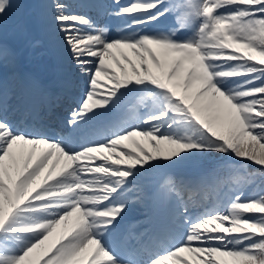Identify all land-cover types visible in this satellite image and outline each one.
<instances>
[{"label":"snow or ice","instance_id":"1","mask_svg":"<svg viewBox=\"0 0 264 264\" xmlns=\"http://www.w3.org/2000/svg\"><path fill=\"white\" fill-rule=\"evenodd\" d=\"M13 6L0 0V264H264V186L223 190L203 211L181 195L206 183L207 162L264 174V0L80 4L134 33L111 38L66 0L19 2L13 32L33 50L36 31L59 46L48 83L4 39ZM64 68L83 89L57 116L73 87ZM136 99L144 106L128 119ZM181 166L200 171L179 189L171 175L159 183Z\"/></svg>","mask_w":264,"mask_h":264},{"label":"rangeland","instance_id":"2","mask_svg":"<svg viewBox=\"0 0 264 264\" xmlns=\"http://www.w3.org/2000/svg\"><path fill=\"white\" fill-rule=\"evenodd\" d=\"M169 1L170 0H168V2ZM50 2H51V0L49 2H48V0H44L43 3H50ZM66 2L69 3L70 6H71L69 8V11L70 12H76L78 14H83V13L86 12L87 15H89V16L95 18L96 20H98L101 25L107 24L109 26V28H110V34H109L110 35V38L111 37H116V36H119V35H133L134 34L132 31H128V32H118L117 31L118 27H123L121 25V21L116 20L115 18L110 19L109 17H105V16H102V15H99L97 9H95V8L83 9V8H80L79 7L80 4L95 3V2H97V0H66ZM123 2H126V0H122V3ZM182 2H183V0H177V4H180ZM12 3H13V5L15 7L18 4L17 0H12ZM103 3H105L107 5H111L113 3V0H105ZM26 4L36 5V4H40V2H39V0H28L26 2ZM14 6H13L12 10L9 12V14L4 18V21L6 20V21L9 22L8 24L5 25L4 35H5L6 38H4V39H6V41L8 43L9 42H12V43H15V44L24 45L23 50L21 51V54H22V57L25 56V58H26L27 61H31L32 63H36L37 62V63H40V64H42L44 62H48L47 61V54H46V51L44 50V45L43 44L39 48H36L34 50L33 49H29L30 52H26L27 51L28 40L25 39V38H22V37L18 36L17 34H15L13 32L12 27H11V24L15 21L18 13L20 11L19 8L16 9ZM32 10L34 12H39L40 11L39 8H35V7H33ZM9 27L11 28L10 32L7 31ZM81 27H84L85 28V31H90V29H87V26H83L82 25ZM189 35H190V33H189ZM49 43L53 47V50L56 53H58L57 59H58V62L60 64L61 63V56H60V49H59L58 44L55 43V42H53V41H50ZM31 52L37 54L36 61L35 60L33 61L31 59ZM113 53L117 57L120 56V50H113ZM22 64H23V58H22ZM71 78H73V74L72 73L70 75V79ZM77 84H79V87H81V89H80V93H81V91L83 89V85H81L80 82H77ZM82 84H83V82H82ZM128 109L129 108H125L124 112L128 111ZM24 148H25V146H23L21 144H18L17 146H15L14 151L17 152V153H20L21 151L24 150ZM172 173H170V174H172ZM179 175L180 176H183V177H187L186 175H182V174H179ZM180 176H178V175H177V177L175 176V178H174V181L175 182L173 184L167 185V188H169V189H171V188H177V189H179V185L176 184V180ZM84 178H91V177H90V175H87ZM168 178H169V175L164 178V181L159 182V183L163 184ZM194 186H199V188L202 187V185H200V184H195ZM87 191L88 190H86V192ZM205 194L206 193H204L203 196H202L203 199L206 198V195ZM137 195H138V193H137L135 187H131L130 188V191L127 193V196H128V198L130 200H132V198H134ZM181 195H182V198H183L184 201L196 204L198 206V208H199L200 211H203L205 208H208V205H205L204 202H203V200L201 202L197 203L196 202L197 198L195 197L194 199H192V195L191 194H187L184 191V189L181 190ZM210 196H211V191L208 193V197H210ZM221 205H222V202L216 200L214 207L221 206ZM133 213H136V212L134 211ZM63 228H64V226L61 225V227L59 229H57V231L53 234L52 237H50L49 241L46 242V244H50V243L56 241L59 238L61 232L63 231Z\"/></svg>","mask_w":264,"mask_h":264},{"label":"trees","instance_id":"3","mask_svg":"<svg viewBox=\"0 0 264 264\" xmlns=\"http://www.w3.org/2000/svg\"><path fill=\"white\" fill-rule=\"evenodd\" d=\"M43 3V0H39ZM188 169L191 173H199V169H193L188 166H182ZM216 166L214 162H207L204 165V169L209 170V175L205 183L206 189L210 185H214L217 193H221L225 188L234 189L236 187H242L245 190L246 195H250L252 192L259 190L264 186V174H261L260 167L248 166L241 168L236 165L234 168H219L215 171H211Z\"/></svg>","mask_w":264,"mask_h":264}]
</instances>
